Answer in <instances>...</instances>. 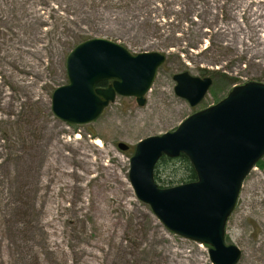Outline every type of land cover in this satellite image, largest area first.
<instances>
[{
	"label": "rangeland",
	"instance_id": "374dc122",
	"mask_svg": "<svg viewBox=\"0 0 264 264\" xmlns=\"http://www.w3.org/2000/svg\"><path fill=\"white\" fill-rule=\"evenodd\" d=\"M158 28L164 37L175 32L183 48L164 52ZM203 34L202 48L189 50ZM91 39L167 60L145 106L117 96L95 122L73 125L54 115L52 97L69 83L70 52ZM214 50L221 64L211 65ZM202 70L213 85L191 107L173 77L202 78ZM248 81L264 83V0H0V264H146L148 256H133L149 247L152 264H212L207 246L171 232L137 198L130 160L139 141L174 131ZM185 171L162 164L156 183L179 186ZM128 226L134 236H125ZM226 234L242 251L238 264H264V158L246 178Z\"/></svg>",
	"mask_w": 264,
	"mask_h": 264
},
{
	"label": "water",
	"instance_id": "95a60500",
	"mask_svg": "<svg viewBox=\"0 0 264 264\" xmlns=\"http://www.w3.org/2000/svg\"><path fill=\"white\" fill-rule=\"evenodd\" d=\"M162 52L132 55L124 47L91 39L68 55L69 83L55 90L52 111L60 120L86 125L99 119L117 96L136 98L145 106ZM175 93L198 106L213 85L210 77L176 74ZM110 82L107 87L100 85ZM121 152L130 149L117 145ZM186 157L194 182L160 188L155 170L163 157ZM264 158V83L235 86L217 104L189 116L174 131L138 142L130 160L129 179L137 198L148 204L174 234L208 246L212 264H238L242 251L226 240L228 221L237 207L247 176Z\"/></svg>",
	"mask_w": 264,
	"mask_h": 264
},
{
	"label": "trees",
	"instance_id": "16d2710c",
	"mask_svg": "<svg viewBox=\"0 0 264 264\" xmlns=\"http://www.w3.org/2000/svg\"><path fill=\"white\" fill-rule=\"evenodd\" d=\"M184 9L180 10L179 12V15H181V18L179 19V21H182L184 23V21L188 18L189 16V13L187 14L186 11H183ZM169 17V16H168ZM156 35L155 37H157L158 39H161V37H163V39L165 40V45H163L161 48L162 50H164V52H167L169 50H171L172 48H180L182 49L183 48V43L181 38H178L175 34V32H172L171 34H167L165 37L163 36V34H161V32L163 33V29H160L158 28V31H154ZM205 34H203L202 37H198V40H195V42H191L187 47H190L189 50L191 49H197V50H200L202 48V45L204 43V41L206 40V37L204 36ZM200 41V42H199ZM210 44H212L211 47H216V45L213 43V42H210ZM180 45V46H179ZM222 47H225V46H222ZM212 48H209L207 47L204 51H209L211 50ZM223 49V48H221ZM203 51V52H204ZM216 50H214V55H213V58L211 60V65H218V64H221L223 62H221V60L219 58H216L218 56L215 57L216 55ZM217 55H220V54H217ZM209 72L207 70H202V77H207L209 74ZM107 83H103L101 84L100 86L101 87H106ZM93 137H95L93 134H92ZM180 162L181 164H184V168H185V175L186 177L183 178L181 180V183L182 184H185V183H190V182H194L197 180V175H196V172L194 171L193 167L191 166L189 160L184 157V156H181L180 158L178 159H170V158H167V157H163L159 164L157 165L156 167V171H155V178H156V175L158 173V169L160 168V165L162 164H165V165H168L170 163H173V162ZM162 181V180H161ZM173 184V183H171Z\"/></svg>",
	"mask_w": 264,
	"mask_h": 264
},
{
	"label": "bare ground",
	"instance_id": "6f19581e",
	"mask_svg": "<svg viewBox=\"0 0 264 264\" xmlns=\"http://www.w3.org/2000/svg\"><path fill=\"white\" fill-rule=\"evenodd\" d=\"M79 137H80V136H78V138H79ZM101 143H102L101 140L97 139L96 144H97L98 146H101ZM119 222H120V221H116L115 224H117V223H119ZM114 226H115V225H114ZM122 226H123V225H122ZM122 226H121V227H122ZM114 234H115V231H114ZM134 234H135V232L132 231V230H130L129 226L126 227V229H125V236L128 235L129 237H131V236H134ZM118 248H119V250H120L122 253H127V252H128L127 247L124 246V245H122L121 243L118 245ZM146 251H147V250H146ZM151 251H152V248L149 247V249H148L147 252H144V251L142 250L141 252H138V253L134 254L133 257L136 259V258H139V257H145V256H148V258H150V259L147 261L146 264H152V263H151ZM173 256L176 257L174 254H173ZM111 264H115V260H114ZM171 264H179V263H176L174 260H172Z\"/></svg>",
	"mask_w": 264,
	"mask_h": 264
}]
</instances>
